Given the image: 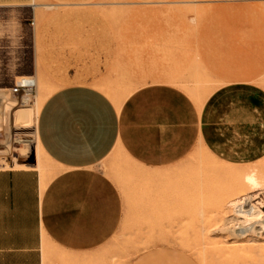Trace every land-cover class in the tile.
I'll return each mask as SVG.
<instances>
[{
    "label": "rangeland",
    "instance_id": "rangeland-1",
    "mask_svg": "<svg viewBox=\"0 0 264 264\" xmlns=\"http://www.w3.org/2000/svg\"><path fill=\"white\" fill-rule=\"evenodd\" d=\"M249 1L0 0L13 3L0 7V33L7 26L12 35L7 71L0 58V171L27 151L36 195L60 173L39 138L24 144L17 128L34 133L46 100L66 87L98 88L120 107L155 83L174 84L198 101L235 81L264 86V4L259 12ZM252 48L262 54L236 53ZM23 77L37 81L34 108L12 93ZM207 153L197 147L163 169L141 166L120 148L111 154L103 171L122 194L124 216L101 250L103 264H264V217L244 235L245 224L231 222L233 203L247 195L264 214V159L238 167Z\"/></svg>",
    "mask_w": 264,
    "mask_h": 264
},
{
    "label": "crops",
    "instance_id": "crops-1",
    "mask_svg": "<svg viewBox=\"0 0 264 264\" xmlns=\"http://www.w3.org/2000/svg\"><path fill=\"white\" fill-rule=\"evenodd\" d=\"M249 3L260 12L264 0ZM0 34L7 71L12 35L7 26ZM37 134L60 173L36 195L30 170L0 171V264H103L101 250L124 216L122 194L103 171L111 154L120 148L141 166L163 169L203 147L230 166L255 164L264 159V86L235 81L198 101L174 84L155 83L120 107L98 88L70 86L46 100Z\"/></svg>",
    "mask_w": 264,
    "mask_h": 264
},
{
    "label": "bare ground",
    "instance_id": "bare-ground-1",
    "mask_svg": "<svg viewBox=\"0 0 264 264\" xmlns=\"http://www.w3.org/2000/svg\"><path fill=\"white\" fill-rule=\"evenodd\" d=\"M40 61V60H39ZM41 65V64H40ZM43 66V65H42ZM17 83H24V87L25 88H29L30 91L33 89V88H36L37 86V81L34 79V78H29V77H23L21 78V81L20 82H17ZM30 91H26L24 92V94L22 96H20L19 100H20V104L22 106H26L27 108H31L32 106H36V102H33L31 100V97L29 95V92ZM1 92V90H0ZM16 97V96H15ZM34 108V107H32ZM39 114V110L35 109V111L33 112V116L35 117L36 115ZM21 118H26V119H31V114L30 115H25V114H21L20 116ZM27 130V127L24 126H18L17 128V131H19L20 133L17 135L19 136V138L21 139L20 142H23L24 144L26 143H31V138H35L38 140V137H37V130L33 133V132H23ZM1 145V144H0ZM25 152V151H23ZM26 153V157L25 158H21L22 160L18 159V158H11L9 160H7V167L9 168H13V169H17V170H27V169H30V164L27 162V151L25 152ZM208 154V153H207ZM211 154V153H210ZM23 155V154H22ZM10 156V155H9ZM25 156V155H23ZM22 156V157H23ZM215 158V157H214ZM43 185V184H42ZM44 189L47 188V184L44 185L43 187ZM234 200V199H233ZM232 200V201H233ZM230 201V200H229ZM251 201H252V197L251 196H245L242 200H239L235 203H233L232 206H234L233 208V212H234V219L231 220V222H236L237 223V226L238 225H242V224H245V227H242L241 228V234H248L249 232H253L255 231V227H251L250 225L252 224L251 222H261V224H263L262 222V218L264 217L263 213H256L257 212V207L254 205V204H251ZM232 203V202H230ZM231 206V204H230ZM229 206V207H230ZM231 216V215H230ZM257 224V223H256ZM254 225V223L252 224ZM260 225V224H259ZM264 225V224H263ZM243 226V225H242ZM248 226H250L249 228H247ZM259 227V226H258ZM235 229V228H234ZM237 230V229H235ZM240 230V228H239ZM222 231V230H221ZM226 231V230H225ZM213 232V231H212ZM264 233V232H263ZM204 234V233H203ZM262 234V233H261ZM260 234V235H261ZM205 236V235H204ZM252 237V236H251ZM255 238V237H254ZM257 238V237H256ZM259 238V237H258ZM264 237H262L263 239ZM264 246V245H263ZM263 257V256H262ZM47 262V261H46ZM204 264V263H203Z\"/></svg>",
    "mask_w": 264,
    "mask_h": 264
},
{
    "label": "built area",
    "instance_id": "built-area-1",
    "mask_svg": "<svg viewBox=\"0 0 264 264\" xmlns=\"http://www.w3.org/2000/svg\"><path fill=\"white\" fill-rule=\"evenodd\" d=\"M29 78H30V77H29ZM33 89H34V88H33ZM33 89H32V90H33ZM32 90H31V91H32ZM26 91H30V89H29V88H25V87H24V83H17V82H16L14 88L12 89V93H13V95L16 96V97L22 96V95L24 94V92H26ZM31 91H30V92H31ZM30 92H29V95H30Z\"/></svg>",
    "mask_w": 264,
    "mask_h": 264
}]
</instances>
